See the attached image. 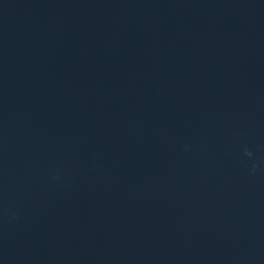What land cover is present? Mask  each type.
Returning <instances> with one entry per match:
<instances>
[{"label": "clouds", "instance_id": "clouds-1", "mask_svg": "<svg viewBox=\"0 0 264 264\" xmlns=\"http://www.w3.org/2000/svg\"><path fill=\"white\" fill-rule=\"evenodd\" d=\"M249 155H250V153H249Z\"/></svg>", "mask_w": 264, "mask_h": 264}]
</instances>
